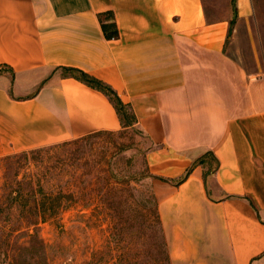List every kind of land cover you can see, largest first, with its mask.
<instances>
[{"label": "crops", "instance_id": "1", "mask_svg": "<svg viewBox=\"0 0 264 264\" xmlns=\"http://www.w3.org/2000/svg\"><path fill=\"white\" fill-rule=\"evenodd\" d=\"M236 3V19L249 20L253 0ZM204 9L0 0V158L127 128L108 95L63 74L81 69L117 91L148 141L169 264H264V76L229 53L227 24ZM108 11L116 38L102 28Z\"/></svg>", "mask_w": 264, "mask_h": 264}, {"label": "rangeland", "instance_id": "2", "mask_svg": "<svg viewBox=\"0 0 264 264\" xmlns=\"http://www.w3.org/2000/svg\"><path fill=\"white\" fill-rule=\"evenodd\" d=\"M203 2L229 53L264 76V0L245 21L236 0ZM147 143L127 127L0 158V264H169Z\"/></svg>", "mask_w": 264, "mask_h": 264}, {"label": "trees", "instance_id": "3", "mask_svg": "<svg viewBox=\"0 0 264 264\" xmlns=\"http://www.w3.org/2000/svg\"><path fill=\"white\" fill-rule=\"evenodd\" d=\"M235 15L237 16V5L235 7ZM100 21H101L102 28H103L104 33H105L107 38H116L119 36L118 26L115 22L114 13L112 11L101 13L100 14ZM63 71H64L63 72L64 75L74 76V77L78 78L79 80L85 82L86 84H88V85H90V86H92L98 90H101L106 95H108L110 100L113 102V104L117 110V113L120 116V119L122 120L125 127L133 126L135 124V122L137 120L135 113L130 109V107L126 103L123 102V100L118 95L117 91L111 85H109L108 83L86 73L85 71H83L81 69H77V68H73V67H64ZM210 154H212V153H210ZM213 158L216 161V164H212L210 166L211 167L210 169H212V168L215 169L217 167L218 161L214 156H213ZM203 162H204V159L199 158L198 160H196L194 165L197 163H203ZM189 172H190V170H188V172L184 175V177ZM40 218H42L43 220H46L47 216L44 213Z\"/></svg>", "mask_w": 264, "mask_h": 264}]
</instances>
